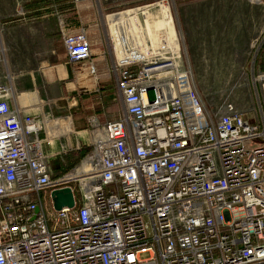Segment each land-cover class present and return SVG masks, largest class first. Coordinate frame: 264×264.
<instances>
[{
  "label": "built area",
  "instance_id": "built-area-1",
  "mask_svg": "<svg viewBox=\"0 0 264 264\" xmlns=\"http://www.w3.org/2000/svg\"><path fill=\"white\" fill-rule=\"evenodd\" d=\"M160 5L173 16L170 0L106 15L123 112L88 116L76 145L63 143L79 134L73 113L56 114L37 86L23 95L20 72L1 69L0 38V264H264V101L254 122L232 100L207 105L181 39L159 30L151 42ZM62 36L69 63L98 85L86 30ZM256 47L260 63L264 30ZM67 186L73 207L55 208L53 190Z\"/></svg>",
  "mask_w": 264,
  "mask_h": 264
},
{
  "label": "crops",
  "instance_id": "crops-1",
  "mask_svg": "<svg viewBox=\"0 0 264 264\" xmlns=\"http://www.w3.org/2000/svg\"><path fill=\"white\" fill-rule=\"evenodd\" d=\"M33 1L28 0L27 5H24L19 1L16 3L15 0H0V38L6 49V62L1 69L5 71L8 68L11 72H20L17 73L20 75H17L14 81L16 90L23 91V95H26V92H32L37 86L42 97L56 99L57 106L54 107L56 114L73 113L74 127L79 132L87 128V118L90 115H97L101 122L117 118L123 112V105L116 88L115 77L108 72L109 67L113 65L106 24L108 2L105 0H84L82 6L76 8L72 0H48L50 6H45L47 3L44 0ZM40 4L44 6L38 8L37 6ZM116 17L111 15L109 21ZM18 28V36L13 38L11 33ZM83 28L86 30L97 63L100 78L99 91L96 90L98 86L96 81L88 75V67L83 64L71 65L66 56L62 31L70 36L77 34ZM146 29L151 42L155 43L156 31H159L156 17L154 20L147 19ZM181 35L179 33V39L182 40L184 37ZM44 44H46V49H51L50 53L46 51L44 55H40L39 52L32 51L33 47L45 49ZM185 50L187 51V49ZM201 52L208 57V55L218 56L217 54L222 51L202 47ZM34 64L39 66L28 67ZM259 64H264V59ZM22 72L26 73L21 75ZM107 80H109L108 83H106ZM114 93L119 97V103L117 108L111 109L113 107L110 105L111 96ZM68 99H70V105H68ZM81 134L83 137L86 136L85 132H81ZM78 135L75 134L70 140H65L63 143L76 145L82 138ZM61 148L62 145L58 143L52 146V150L57 152ZM46 149L51 150L48 144H46ZM66 158L72 160V155L69 153V155L57 154L55 156L53 165L61 159L56 162L59 167L55 166V171L65 168L63 162L66 161Z\"/></svg>",
  "mask_w": 264,
  "mask_h": 264
},
{
  "label": "rangeland",
  "instance_id": "rangeland-1",
  "mask_svg": "<svg viewBox=\"0 0 264 264\" xmlns=\"http://www.w3.org/2000/svg\"><path fill=\"white\" fill-rule=\"evenodd\" d=\"M15 1L27 5L28 0ZM44 1L47 3L45 6H50V1ZM157 1L159 0H109L107 12L110 14ZM170 3L174 19L167 6H158L160 8L153 13L157 19V29L166 30L177 40L180 38L179 33L184 37L181 43L187 49V59L193 70L196 87L204 101L215 108L224 99L232 100L238 108L251 110L245 116L256 121L254 111L258 106V99L264 101V77L258 81L255 77L264 73V64L255 60L257 47L253 48V44L264 30V0H170ZM43 6L40 4L37 7ZM18 32L19 28L14 29L12 37L16 38ZM5 43L9 47L6 40ZM202 47L222 52L216 53L218 56L207 57L201 52ZM36 48L33 47L32 51L39 52L40 55H44L46 51L51 52L46 47L42 50ZM259 57H264L263 51L259 53ZM38 66L34 64L28 67ZM108 82L109 80L106 83ZM25 94L29 95L27 92ZM111 98V109H115L119 97L114 93ZM58 161L61 159L56 162ZM56 162L54 169L59 167ZM66 163L70 166L69 158H66ZM43 200L50 213L52 208L48 193H43Z\"/></svg>",
  "mask_w": 264,
  "mask_h": 264
},
{
  "label": "water",
  "instance_id": "water-1",
  "mask_svg": "<svg viewBox=\"0 0 264 264\" xmlns=\"http://www.w3.org/2000/svg\"><path fill=\"white\" fill-rule=\"evenodd\" d=\"M52 197L54 199L55 208H60L62 206L73 207L74 205V194L72 188L69 186L53 190ZM38 211L39 209L37 208L36 212Z\"/></svg>",
  "mask_w": 264,
  "mask_h": 264
},
{
  "label": "bare ground",
  "instance_id": "bare-ground-1",
  "mask_svg": "<svg viewBox=\"0 0 264 264\" xmlns=\"http://www.w3.org/2000/svg\"><path fill=\"white\" fill-rule=\"evenodd\" d=\"M263 77H264V76H263ZM81 132H84V131H80L78 137H83L82 134H81ZM83 138H84V137H83Z\"/></svg>",
  "mask_w": 264,
  "mask_h": 264
}]
</instances>
